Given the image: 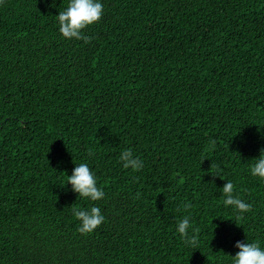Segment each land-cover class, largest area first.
Returning a JSON list of instances; mask_svg holds the SVG:
<instances>
[{
  "label": "trees",
  "instance_id": "trees-1",
  "mask_svg": "<svg viewBox=\"0 0 264 264\" xmlns=\"http://www.w3.org/2000/svg\"><path fill=\"white\" fill-rule=\"evenodd\" d=\"M68 3L0 4V264H232L236 241L264 248V180L250 173L264 0H101L90 43L59 32ZM126 149L142 169L123 167ZM80 163L102 199L67 183ZM227 180L252 204L241 220ZM72 205L105 220L81 234ZM186 215L198 249L176 230Z\"/></svg>",
  "mask_w": 264,
  "mask_h": 264
},
{
  "label": "clouds",
  "instance_id": "clouds-1",
  "mask_svg": "<svg viewBox=\"0 0 264 264\" xmlns=\"http://www.w3.org/2000/svg\"><path fill=\"white\" fill-rule=\"evenodd\" d=\"M3 0H0V4ZM104 14V7L101 0H69L67 7L59 11L56 15L59 32L66 39L83 40L84 43H90L92 36L86 35L83 30L88 26L97 23ZM216 140L210 141V148L215 149ZM89 155H93L91 151ZM120 161L125 169L131 168L138 171L143 168V161L133 155L131 149L123 150L120 154ZM72 174L68 175L67 183L71 184L72 191L78 194L79 197L97 201L105 196L101 187L97 185V177L90 169L87 163L75 164ZM252 176H258L264 180V149H261L258 158L250 166ZM220 176L218 174H213ZM235 185L231 180L222 187L223 204L225 207L232 206L240 215H237L236 220L243 219V213L252 210V204L243 201L239 196L234 195ZM139 193H137V198ZM191 203H184L183 209L187 211L191 208ZM72 214L80 221V226L77 231L81 234H90L98 228L105 220L104 215L97 206L89 208L76 207L72 205ZM177 232L180 234L185 245L194 249L199 246L200 228L193 227L189 216H184L177 221ZM191 230V231H190ZM235 247L239 249L232 258V264H264V248L260 246L259 241L248 242L236 241Z\"/></svg>",
  "mask_w": 264,
  "mask_h": 264
}]
</instances>
